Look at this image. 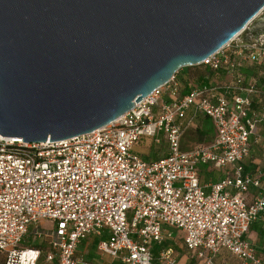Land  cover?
<instances>
[{"label": "built area", "instance_id": "2783aa9c", "mask_svg": "<svg viewBox=\"0 0 264 264\" xmlns=\"http://www.w3.org/2000/svg\"><path fill=\"white\" fill-rule=\"evenodd\" d=\"M261 63L264 42L237 46L231 41L200 65L233 76L245 96L228 99L193 83L181 95L174 75L90 134L40 144L0 137L3 264H92L77 257L91 235L99 238L95 252L116 264H177L172 247L160 250L156 261L151 251L175 231L198 263L214 264L226 251L244 263L264 264L246 239L251 224L264 220V189L252 201L245 197L249 188H261V174L246 175L242 165L250 137L264 122V88L260 110L252 111L255 84L241 86L239 73L244 65ZM190 110L210 120L214 138L183 151V121ZM159 137L167 145L166 156L145 161L133 152L142 138L158 142ZM201 166L230 169L222 180L204 185ZM41 220L53 230L39 232ZM29 232L43 237L44 246L23 248Z\"/></svg>", "mask_w": 264, "mask_h": 264}, {"label": "water", "instance_id": "95a60500", "mask_svg": "<svg viewBox=\"0 0 264 264\" xmlns=\"http://www.w3.org/2000/svg\"><path fill=\"white\" fill-rule=\"evenodd\" d=\"M231 41L264 42V0H0V137L90 134Z\"/></svg>", "mask_w": 264, "mask_h": 264}, {"label": "crops", "instance_id": "0c3cea01", "mask_svg": "<svg viewBox=\"0 0 264 264\" xmlns=\"http://www.w3.org/2000/svg\"><path fill=\"white\" fill-rule=\"evenodd\" d=\"M208 72L212 74L211 77L208 76L203 78L199 77V80H202V82L205 83L206 86L213 88L216 94L224 95L228 99H230L235 94L242 96L246 95V93L243 90H241V88L238 89L234 77L227 74L224 70H219L216 72L209 70ZM190 76H191L190 70L188 69V67L181 68L175 74V79L178 81V83L181 86V95L187 93L188 91L187 85L188 83H192L189 80ZM247 82H248V78H245L244 76V82L242 83L241 86L243 87L246 86L248 84ZM263 88H264V78L260 76L257 78V83L255 84L256 93L250 97L252 111H258L261 106L262 97L260 94ZM198 115L201 116L200 119L201 122L204 124L205 129L207 130L209 127L211 132H213L214 134V130L210 120L204 117L203 115L194 114L191 110L187 111L186 113L185 120L183 121V130H185V128L193 126L192 125L193 120L197 118ZM182 139H183V134H182ZM182 139H181V150H183ZM143 141L145 142L143 143ZM148 141H153L154 143L157 144L160 143V141H162L165 144L164 145L165 147L161 148L158 154L157 153L152 154V152L151 153L148 152L149 150L148 147L150 145V142L149 144H146ZM138 143L141 144L140 145L136 144L133 147V152L145 161L157 160L159 158L166 156L168 152L167 145L161 137H159L158 142L150 138H142ZM242 165H243L244 174L246 175H256L257 173L261 174V188L257 189L251 187L249 188V191L245 196L247 201H252L264 189V122L258 125L257 132L250 137L249 156L245 158ZM228 169L216 170L210 166H201L199 168L200 181L204 185H209L218 182L226 176ZM181 236L182 235L180 232L175 231L173 232V238L171 240L166 241L160 246L154 245L151 249L154 260L156 261L160 250H162L167 246H170L176 251L177 264H200V262L198 263V260L194 258L193 255L184 247ZM246 239L253 246L257 258L260 259L262 262H264V220L263 219H258L251 224L248 233L246 235ZM81 244H85L86 246L88 245V243L85 241L82 242ZM95 246H92L91 244V247H93L94 250H95ZM214 264H250V263H244L239 259H237L236 257L229 254L228 252L221 251L220 254L214 258Z\"/></svg>", "mask_w": 264, "mask_h": 264}, {"label": "rangeland", "instance_id": "374dc122", "mask_svg": "<svg viewBox=\"0 0 264 264\" xmlns=\"http://www.w3.org/2000/svg\"><path fill=\"white\" fill-rule=\"evenodd\" d=\"M262 68H264V63L263 64L261 63L260 65H256V66L244 65L239 73L243 78L244 76L245 78H248L247 83L256 84L257 78L260 77L259 74ZM188 69L190 70V75H191L189 80L195 85L200 83L198 81L199 77L201 78L207 76L211 77L212 75L208 72V70L205 67L201 65L191 66L188 67ZM166 99H167L166 96H164L163 100ZM200 117L201 116L198 115L197 118L193 120V124H192L193 126L185 128V130H183L182 149L185 151L191 150L194 146L210 144L212 142V139L214 138L213 132H211L209 127L207 130L205 129V126L201 122ZM145 141H143V143ZM149 142L150 145L148 147L149 149L148 152L150 153L152 152V154H156V153L158 154L161 148L165 147L164 146L165 144L162 141H160V143L158 144L154 143L153 141H148L146 144H149ZM138 144L140 145L141 143ZM36 228L39 232H49L53 230L52 224L45 220H41L40 224ZM96 239L97 237L94 235L89 236V238L85 240V242H87L88 245L87 246L85 244L80 245V247L77 250V257L85 258L89 260L92 264H110V263L115 264L110 258L97 254L93 249V247H91V244H93L92 242ZM44 244L45 243L43 237L38 238L35 235H33L31 232H29L22 242V247L31 248L34 246H44ZM3 262H4V255L0 254V264H3Z\"/></svg>", "mask_w": 264, "mask_h": 264}, {"label": "bare ground", "instance_id": "6f19581e", "mask_svg": "<svg viewBox=\"0 0 264 264\" xmlns=\"http://www.w3.org/2000/svg\"><path fill=\"white\" fill-rule=\"evenodd\" d=\"M254 39H252L250 36H243V41H245V42H247V43H252V42H254L253 41ZM257 40V39H256ZM27 256H28V254H24L23 256H22V258L23 259H25V258H27Z\"/></svg>", "mask_w": 264, "mask_h": 264}, {"label": "trees", "instance_id": "16d2710c", "mask_svg": "<svg viewBox=\"0 0 264 264\" xmlns=\"http://www.w3.org/2000/svg\"><path fill=\"white\" fill-rule=\"evenodd\" d=\"M208 71H209V70H208ZM199 82H200V83L198 84V86H204V85H205V83H203L202 80H199ZM259 110H260V108H259ZM98 240H99V239L94 240V241L92 242V243H93L92 245L95 246L96 243L98 242ZM4 259H5V258H4Z\"/></svg>", "mask_w": 264, "mask_h": 264}]
</instances>
